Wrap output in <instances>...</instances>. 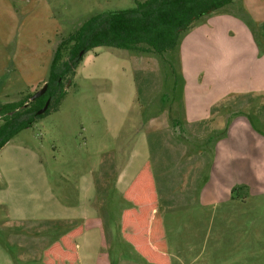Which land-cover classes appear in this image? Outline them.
<instances>
[{
  "label": "rangeland",
  "instance_id": "rangeland-1",
  "mask_svg": "<svg viewBox=\"0 0 264 264\" xmlns=\"http://www.w3.org/2000/svg\"><path fill=\"white\" fill-rule=\"evenodd\" d=\"M234 3L237 0L222 8L235 9ZM133 5V0H0V103L38 89L46 80L58 41L86 18ZM204 19L200 17L180 36L194 26L205 28ZM25 20L22 34L19 28ZM223 26L227 35H218L209 45L194 37L198 40L192 54L196 51L197 57L180 54V41L161 55L105 46L84 53L57 109L36 118L0 147V264H42L44 241L68 230L67 220L72 218L81 228L72 240L76 258L78 252L87 251V257L79 255L75 264H94L99 242V235L91 230L94 210L103 225L102 257L105 253L111 264H150L119 230L121 210L132 206L122 198L123 182L139 162H147L163 187L164 176L168 177L166 193L171 185L173 191L180 159L186 162L189 154L179 152L177 141L205 143L202 134L195 141L176 122L182 117L181 96L188 95L189 105L201 111L220 96L217 86L222 80L237 81L235 60L243 39L237 32L234 36L231 22ZM258 44L264 49L260 39ZM195 45H199L196 50ZM218 54L224 59L222 72L218 71L221 64L215 63ZM65 56L63 50L61 59ZM34 80L35 87L30 89ZM195 166L194 178L202 182L207 169ZM192 167H184L182 181L190 178ZM156 209L158 218L161 215L172 229L170 214L176 208H161L157 200ZM261 235L264 241L263 226Z\"/></svg>",
  "mask_w": 264,
  "mask_h": 264
},
{
  "label": "crops",
  "instance_id": "crops-1",
  "mask_svg": "<svg viewBox=\"0 0 264 264\" xmlns=\"http://www.w3.org/2000/svg\"><path fill=\"white\" fill-rule=\"evenodd\" d=\"M234 4L235 9L212 10L204 16L205 28L194 26L179 39L180 54L190 52L191 57H197L196 51L192 54L193 43L203 38L200 43L204 45L205 40L209 45L219 39L218 35L224 36L223 25L231 22L235 26L234 36L237 32L243 42L235 60L239 72L236 83L222 80L221 86H217L221 90L220 96L208 102L201 111L189 105L187 101L191 98L187 99L188 95L181 96L182 112L179 114L182 117L176 125L184 126L195 141L197 135L202 134L205 143L180 144L177 141L179 152L185 155L188 151L189 154L186 162L180 159L176 188L172 191L171 185L170 192L166 193L168 177L164 176L163 187L151 172L159 206L169 210L176 208L170 214L172 229L159 215L169 264H176V261L178 264H262L264 260L261 235L264 227V49L258 44L259 39L264 43V0H237ZM27 23L25 20L23 30L19 28L22 34L26 33ZM196 36L200 37L194 39ZM185 43L190 49H185ZM197 46H194L195 50ZM223 61L222 55L218 54L215 63ZM210 62L213 63V58ZM218 66V71H225L223 64ZM183 67L184 63L181 65L184 71ZM34 83L35 80L30 83V89H34ZM212 89L210 85L208 90ZM198 116L204 117L199 119ZM196 163L200 165L198 168L201 169L202 164V168L207 169L202 182L194 178ZM141 164L139 162L133 175L123 182L122 190ZM186 165H193L191 176L182 181ZM92 217L91 230L99 235L94 264H111L105 253L103 257L101 253L103 225L98 210L93 211ZM67 221L68 230L57 239L44 241V249L79 226L78 220ZM86 254L87 251L78 252L77 258Z\"/></svg>",
  "mask_w": 264,
  "mask_h": 264
},
{
  "label": "trees",
  "instance_id": "trees-1",
  "mask_svg": "<svg viewBox=\"0 0 264 264\" xmlns=\"http://www.w3.org/2000/svg\"><path fill=\"white\" fill-rule=\"evenodd\" d=\"M232 1L133 0L131 8L89 16L54 47L48 64L46 89L41 95L28 100L31 95L28 94L16 101L0 103V147L36 118L57 109L65 86L69 85L85 52L105 46L161 55L177 47L180 35L200 17ZM63 50L66 56L61 59ZM46 100V109L37 114ZM122 198L132 205L120 212L122 238L147 263L169 264L147 162L141 164L125 187ZM80 232L81 228L77 226L46 247L41 253L42 264H75L77 258L72 240Z\"/></svg>",
  "mask_w": 264,
  "mask_h": 264
},
{
  "label": "water",
  "instance_id": "water-1",
  "mask_svg": "<svg viewBox=\"0 0 264 264\" xmlns=\"http://www.w3.org/2000/svg\"><path fill=\"white\" fill-rule=\"evenodd\" d=\"M46 89V82L42 83V85L36 89L29 97L28 100H33L34 98L38 97L39 95H41ZM48 104V100H46L43 105L36 111L37 114L42 113Z\"/></svg>",
  "mask_w": 264,
  "mask_h": 264
}]
</instances>
